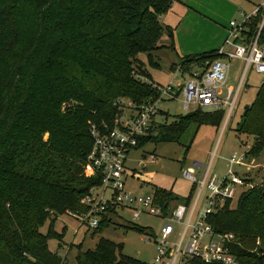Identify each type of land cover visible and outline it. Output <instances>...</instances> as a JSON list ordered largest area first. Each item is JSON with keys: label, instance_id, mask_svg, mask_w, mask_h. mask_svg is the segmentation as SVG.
I'll return each mask as SVG.
<instances>
[{"label": "trees", "instance_id": "obj_1", "mask_svg": "<svg viewBox=\"0 0 264 264\" xmlns=\"http://www.w3.org/2000/svg\"><path fill=\"white\" fill-rule=\"evenodd\" d=\"M182 1L0 0V264L65 263L49 249V241L61 246L65 236L55 229L57 219L87 213L82 200L101 184L100 176L85 175L91 124L112 126L120 99L141 104L158 97L140 56L148 55L149 64L160 67L153 54L176 49L174 30L160 18ZM245 28L244 41L249 45L260 34L264 48L263 12ZM164 35L172 45H160ZM216 52L186 56L182 72L218 59ZM165 115L137 148L146 142H180L193 125L219 129L225 120L224 111L201 109L171 123ZM236 132L253 138L249 159L264 151V84ZM244 179L253 182L250 174ZM155 196L165 215L174 201L192 202L165 190H156ZM233 201L227 200L209 222L216 232L236 236L232 250L241 264H264V183L244 191L235 207ZM111 225L104 217L94 235ZM123 249L101 238L94 249L83 252L79 246L76 261L146 264L124 256Z\"/></svg>", "mask_w": 264, "mask_h": 264}, {"label": "built area", "instance_id": "obj_2", "mask_svg": "<svg viewBox=\"0 0 264 264\" xmlns=\"http://www.w3.org/2000/svg\"><path fill=\"white\" fill-rule=\"evenodd\" d=\"M260 12H263L264 18V1L251 16L242 14L241 22H230L227 37L216 52L218 59L204 66L197 65L185 74L182 66H177L173 80L167 86L154 84L159 93L157 98L141 104L120 99L116 102L120 113L112 126L91 124L93 145L85 169H88L87 177L100 176L101 184L82 200L89 211L73 217L80 222V226L96 230L109 210H131L135 221L148 213L166 220L156 243V264H241L232 250L236 236L233 233L216 232L209 219L225 206L227 200H235L239 187L249 185L245 177L233 170H229L222 179L211 176V165L206 168L201 179L186 172L184 177L195 185L197 198L189 205H176L165 215L155 193L138 195L126 189L125 171L128 154L166 116L165 104H173L180 99L185 111H190L191 107L206 113L224 111L226 126L250 68L260 75L264 84V48L259 45L260 34L249 45L243 37L246 23ZM235 60L245 63L244 72L236 88L227 87L231 62ZM179 75L184 79L183 82L174 83ZM248 150L240 156L235 154L230 163L246 167L250 173L253 168L247 167ZM151 159L157 158L151 155ZM205 190L209 195L205 199L206 206L200 209L199 202ZM109 191L112 194L107 197ZM174 237L177 240L174 241Z\"/></svg>", "mask_w": 264, "mask_h": 264}, {"label": "rangeland", "instance_id": "obj_3", "mask_svg": "<svg viewBox=\"0 0 264 264\" xmlns=\"http://www.w3.org/2000/svg\"><path fill=\"white\" fill-rule=\"evenodd\" d=\"M191 0L185 2L180 9L177 8V17L170 12L167 21H162L166 26L174 30L176 50L164 48L153 55L160 67L149 64L148 55L140 56L146 63L151 80L154 83L167 86L174 77V66H180L181 61L187 55L183 48H211L212 37L218 36L222 30L228 29L231 21L241 22L242 14L251 16L259 8L264 0ZM179 4V3H178ZM192 5V6H191ZM196 5V6H195ZM185 7V8H183ZM194 7V8H191ZM195 7H199L198 10ZM183 8V9H182ZM190 8V9H189ZM185 9V10H184ZM195 13V15L189 14ZM195 10L197 12H195ZM169 12V11H168ZM164 14V18H165ZM170 23V24H169ZM161 46H170L172 41L164 35L160 42ZM245 63L242 60L231 62L230 78L227 87H237L240 77L244 72ZM181 75L177 76L174 83L182 81ZM185 79H187L185 77ZM184 80V79H183ZM183 82V81H182ZM262 86V78L253 68L248 71L242 89L235 103L234 112L225 126L226 120L219 129L209 126H191L180 142L155 143L146 142L142 147L132 150L126 162V189L138 195H152L156 190H165L173 193L176 198L189 199L194 202L197 198V190L194 191V184L188 181L184 174L191 172L198 179L204 176L206 168L211 165L210 175L224 178L229 170H233L241 177L250 174L253 182L246 187H239L238 194L233 201V206L240 195L254 184L264 183V151L258 156L248 159L247 167L253 168L249 173L246 167L233 166L230 160L235 154H244L253 145V138L239 136L236 132L247 106H250ZM227 92V90H225ZM65 106V104L63 105ZM164 109L168 114V122L171 123L177 116H186L195 111H185L178 99L173 104H165ZM156 156V160L151 159ZM198 164L202 166L199 167ZM88 169H85L87 176ZM112 192H108L109 197ZM209 195L205 190L199 202V208L205 205V199ZM178 206L174 201L171 208ZM105 217L111 220L112 225L101 234L94 235V231L87 226H80V222L69 216H59L55 229L59 233H65L63 243L59 246L58 241H49V249L58 252L65 260L64 264H77L76 256L78 247L82 245V251L94 249L101 238L108 239L118 244H123L122 254L146 264H156L158 235L164 227L166 220L148 213L141 215L140 219H133V212L128 209L117 210L116 213H108ZM50 222L41 232L46 234ZM135 227L146 229L154 235H144L138 232ZM174 241L177 238H172Z\"/></svg>", "mask_w": 264, "mask_h": 264}, {"label": "crops", "instance_id": "obj_4", "mask_svg": "<svg viewBox=\"0 0 264 264\" xmlns=\"http://www.w3.org/2000/svg\"><path fill=\"white\" fill-rule=\"evenodd\" d=\"M188 0H183L181 3H175L171 9L169 10V12L166 13L165 15V18H164V15L160 18V20L162 21H167L168 17H169V13L171 12L173 16H176L177 17V8L180 9V7H182V5H185V2H187ZM191 4L194 6V1L191 0ZM191 5V6H192ZM196 6V5H195ZM185 8V7H183ZM182 8V9H183ZM191 8H194V7H191ZM195 8H199V7H195ZM190 9V8H189ZM185 10V9H184ZM200 10V9H198ZM191 10L188 11V13L190 12ZM195 12H197L195 10ZM189 14H192V15H195V13H189ZM161 21V22H162ZM168 22V21H167ZM170 24V23H169ZM227 34H228V29H225V30H222V32H220L218 34V36L215 38L212 37L210 39V41L208 40V38L206 39L207 42H212V47L211 48H183L184 49V54H186L187 56H192V55H199V54H204V53H208V52H211V51H216L218 50L224 43L226 37H227ZM176 50V49H175ZM177 51V50H176ZM199 167H201L202 165L201 164H198Z\"/></svg>", "mask_w": 264, "mask_h": 264}, {"label": "water", "instance_id": "obj_5", "mask_svg": "<svg viewBox=\"0 0 264 264\" xmlns=\"http://www.w3.org/2000/svg\"><path fill=\"white\" fill-rule=\"evenodd\" d=\"M47 138H48V135L45 136V139H47Z\"/></svg>", "mask_w": 264, "mask_h": 264}]
</instances>
